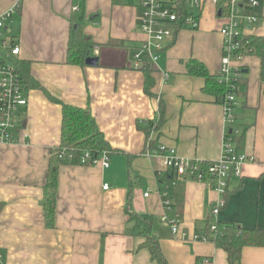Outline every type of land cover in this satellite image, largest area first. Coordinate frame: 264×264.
Returning <instances> with one entry per match:
<instances>
[{"label": "crops", "instance_id": "1", "mask_svg": "<svg viewBox=\"0 0 264 264\" xmlns=\"http://www.w3.org/2000/svg\"><path fill=\"white\" fill-rule=\"evenodd\" d=\"M13 6L15 14L2 35L18 45L17 60L28 62L31 80L44 91L26 89L20 141L0 144L3 262L158 264L143 246L146 238L131 218L137 215L151 218L148 236L157 241L167 264H227L225 253L213 242L193 239L210 223L218 194L206 183L173 176L175 184L167 188L171 208L165 212L161 191L169 180L164 181L158 159L142 155L145 135L140 129L147 121L160 120V128L152 133L157 144L199 162L219 157L228 132L222 105L205 90V76L189 74L186 68L188 62H197L208 75L218 73L223 20L214 7L204 8L198 29H181L166 42L160 61L150 65L152 86L146 93L144 67L132 68V55L144 40L134 0H0V14ZM254 13L258 23L246 33L264 37V11ZM75 31L89 41L87 56L97 57V65L67 63L68 41ZM92 46L98 47L97 56ZM234 66L241 68L243 78L233 109L235 145L253 160L243 165L239 178L229 179L216 221L264 231L262 66L255 56H242ZM62 104L88 109L111 150L106 169L58 167L48 224L42 203L50 153L60 144ZM163 214L179 219L183 238L161 224ZM238 264H264V247H244Z\"/></svg>", "mask_w": 264, "mask_h": 264}, {"label": "built area", "instance_id": "2", "mask_svg": "<svg viewBox=\"0 0 264 264\" xmlns=\"http://www.w3.org/2000/svg\"><path fill=\"white\" fill-rule=\"evenodd\" d=\"M134 2L139 12V29L144 37L132 55L134 70L158 63L165 50L166 42L170 41L179 30L198 29L200 16L207 6L212 5L223 20L219 31L223 40L218 73L221 83L227 84L229 88V93L221 103L223 127L228 132L223 140L219 157L206 163L185 159L177 155L175 148H168L161 144H157L156 148L147 149L142 154L147 158L158 159L165 174L168 172L177 179L190 178L198 183H206L218 194L220 199L210 210L209 232L215 233L217 214L225 204L224 196L228 190L229 179L239 178L243 165L253 160L252 157L239 153L235 148L234 136L237 135V131L233 109L237 105L236 82L240 80L242 73L241 68L234 65L238 64L242 58V55L238 53V40L258 23L254 10L264 11V0H134ZM15 8L16 6H13L0 14V144L5 145L19 143L23 126L21 110L28 104L25 83L13 62L19 56V47L13 40L6 39L2 35L5 23L10 22L15 14ZM77 10V6L72 7L73 12ZM91 49L94 56H97L98 47L92 46ZM163 76L168 77L166 73ZM58 153L60 157L68 161L74 158L69 148L60 147ZM77 163L80 166L106 169L109 166L108 152L81 151ZM102 189L107 190L108 186L103 185ZM161 199L164 211H170L171 203L167 186L161 191ZM160 222L170 229L171 234L179 233L181 224L179 219H170L163 214ZM179 236L183 238L184 234L179 233ZM193 239L208 241V237L203 234L194 236ZM0 264H5L1 254Z\"/></svg>", "mask_w": 264, "mask_h": 264}, {"label": "trees", "instance_id": "3", "mask_svg": "<svg viewBox=\"0 0 264 264\" xmlns=\"http://www.w3.org/2000/svg\"><path fill=\"white\" fill-rule=\"evenodd\" d=\"M238 42V53L240 55L255 56L259 59L262 66L260 78L261 80H264V37L246 34L241 36ZM88 48L89 41L81 35L80 31L72 32L69 37L67 47V63L84 66ZM13 62L15 63L27 90L36 87L37 89L44 91L31 80L29 76L28 62L19 61L17 59L13 60ZM186 68L187 73L189 74L205 76V90L212 93L217 99V102L221 104L225 96L229 93V88L227 84H224L223 82L221 83L219 73L214 76H210L201 65L197 64V62H188L186 64ZM151 69L152 67L150 65H146L142 69L145 73H147L144 87V91L146 93H149V89L152 86L151 78L148 75V72H152ZM242 79L243 78L241 76L240 80L236 82L237 86L241 84L243 81ZM46 96L49 101L58 103L48 94H46ZM160 125V120H154L147 121L140 127L145 135V146L143 152L147 149L156 148L157 140L156 137L152 139V133L158 131ZM58 147L69 148L71 154L74 155V158L72 161H68L66 158L58 156L57 151L55 152L56 149L51 150V156L47 166V180L44 187V201L42 203L45 220L48 224L52 222L54 213V196L58 167L63 164L78 165V156L81 151L98 153L101 151L111 150L103 134L98 131L95 121L88 109H81L63 104L61 105L60 144ZM172 175V173L167 172L164 176V181L169 180L166 184L168 189L170 186L175 184V180H173ZM172 182H174V184H172ZM227 192L225 194V198L227 196ZM131 218L135 220V227L139 229V234L146 238L143 246L149 250L151 259L158 264H167L160 253L157 241L153 237L151 238L148 236L151 231V218L147 216L139 217L137 215H132ZM209 226L210 223L207 222L206 229L201 233L206 235L210 242H213L218 249H221L225 253L227 264H238L241 250L244 247H264V231L246 230L235 225H223L217 222L216 232L210 233Z\"/></svg>", "mask_w": 264, "mask_h": 264}, {"label": "water", "instance_id": "4", "mask_svg": "<svg viewBox=\"0 0 264 264\" xmlns=\"http://www.w3.org/2000/svg\"><path fill=\"white\" fill-rule=\"evenodd\" d=\"M218 15H219V13H218ZM74 29H75V27H74ZM97 62H98L97 57L94 58V57H89V56H87L85 58V61H84L85 65H87V66H95V65H97Z\"/></svg>", "mask_w": 264, "mask_h": 264}, {"label": "rangeland", "instance_id": "5", "mask_svg": "<svg viewBox=\"0 0 264 264\" xmlns=\"http://www.w3.org/2000/svg\"><path fill=\"white\" fill-rule=\"evenodd\" d=\"M77 11H78V10H77ZM77 11H76V12H77ZM21 111H22V110H21ZM59 148H60V147H56V148H55V149H56L55 152L57 151L58 156L60 155V154L58 153Z\"/></svg>", "mask_w": 264, "mask_h": 264}]
</instances>
